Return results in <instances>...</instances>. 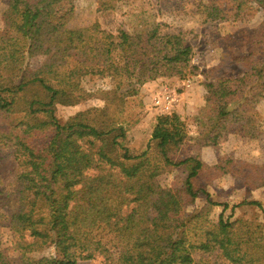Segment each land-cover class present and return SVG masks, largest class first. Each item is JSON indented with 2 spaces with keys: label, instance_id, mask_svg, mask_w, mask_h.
Wrapping results in <instances>:
<instances>
[{
  "label": "trees",
  "instance_id": "1",
  "mask_svg": "<svg viewBox=\"0 0 264 264\" xmlns=\"http://www.w3.org/2000/svg\"><path fill=\"white\" fill-rule=\"evenodd\" d=\"M229 1L235 16L250 4L264 12V0ZM108 5L101 2L102 8ZM200 8L205 21L226 18L215 3ZM74 11L75 0H10L0 29V113H23L6 130L0 128V146L14 148L18 166V207L10 217L16 259L21 264H79L96 257L103 264H193L196 252L219 250L222 260L214 264H264L262 242L252 236L243 244L234 222L223 215L205 240H191L185 210L201 191L198 177L232 173L257 188L264 186V163L228 158L210 167L198 156L179 158L188 131L176 112L157 118L140 153L132 152L126 128L113 118L87 120L83 113L58 118V104L85 98L82 84L89 76L142 85L198 72L194 49L181 32H164L161 24L139 32L114 33L97 22L74 28L69 25ZM38 56L45 60L34 68L30 61ZM237 65L244 69L239 78L205 84L209 115L204 125L215 145L231 124L250 138L262 133L256 106L264 98V60L251 51ZM180 165L189 166L187 176L162 187L159 175ZM242 204L262 207L256 200ZM4 217L0 208V224ZM48 247L55 252L33 257ZM14 261L0 250V264Z\"/></svg>",
  "mask_w": 264,
  "mask_h": 264
},
{
  "label": "rangeland",
  "instance_id": "2",
  "mask_svg": "<svg viewBox=\"0 0 264 264\" xmlns=\"http://www.w3.org/2000/svg\"><path fill=\"white\" fill-rule=\"evenodd\" d=\"M9 1L0 0V29L4 27V13ZM101 2H107L108 7L102 8ZM201 3L219 5L226 18L205 21ZM96 22L103 29L114 33L119 29L144 31L156 24H161L164 32H181L186 43L194 49L193 63L198 67V72L183 79L177 76L160 77L142 85L128 82L120 85L108 76H89L82 84L85 92L82 101L75 105H57L56 114L61 121L79 113H83L87 120L93 117L113 118L126 128L127 145L132 152L140 153L151 141L157 118L176 112L188 131L179 158L198 156L210 167L228 158L254 165L264 163V98L256 106V123L262 129L257 138L245 136L240 125L231 124L223 129L224 137L215 145L207 139V126L204 125L209 115L205 84L219 78L242 76L244 69L237 65V60L246 57L251 51H255L256 60H264V12L259 5L250 4L241 15L235 16V5L229 0H75L70 27H87ZM44 60V56H38L30 62L36 68ZM166 94L172 95L174 104L170 110L163 111L159 100ZM22 114L0 113V128L6 130ZM188 171V165L172 167L159 175V183L169 188L185 178ZM17 173L14 148L9 144L1 145L0 189L3 194L0 195V208L5 217L0 224V250H7L8 255L15 260L13 264H21L16 259L17 252L13 248L16 237L10 226L11 214L18 207L15 194ZM196 184L201 191L185 208L190 220L187 233L191 240H205L206 231L213 229L223 215L224 219L234 222L233 231L242 238L243 244L246 238L253 236L264 245V186H247L241 176L232 173L216 178L200 176ZM207 194L214 203L209 202ZM253 200L260 202L262 207L254 204L238 205ZM225 203L229 207L224 210L220 204ZM257 250L263 251L258 247ZM54 252L53 247H48L34 252L33 257L49 256ZM194 255L196 261L193 264H214L222 260L219 250L213 253L196 252ZM79 264H103V258L96 257Z\"/></svg>",
  "mask_w": 264,
  "mask_h": 264
},
{
  "label": "built area",
  "instance_id": "3",
  "mask_svg": "<svg viewBox=\"0 0 264 264\" xmlns=\"http://www.w3.org/2000/svg\"><path fill=\"white\" fill-rule=\"evenodd\" d=\"M159 103L163 106L162 110L167 111L170 110L171 107H173L174 98L171 94H166L159 100Z\"/></svg>",
  "mask_w": 264,
  "mask_h": 264
}]
</instances>
